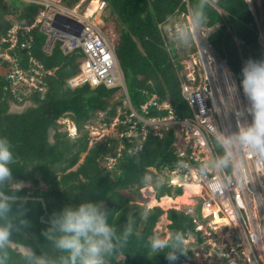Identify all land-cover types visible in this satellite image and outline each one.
<instances>
[{
    "label": "trees",
    "instance_id": "1",
    "mask_svg": "<svg viewBox=\"0 0 264 264\" xmlns=\"http://www.w3.org/2000/svg\"><path fill=\"white\" fill-rule=\"evenodd\" d=\"M79 1L64 0L68 6H74ZM107 1L110 17L105 18H113L120 25L115 47L134 108L141 112V106L157 95L160 101L168 100L171 103L178 118L192 117L190 106L182 94V83L186 76L184 61L190 58V52L197 51V47L195 45L189 51L190 54L183 52L185 48L175 45L165 29L174 16L187 14V1ZM188 1L193 9L197 0ZM255 7L256 11L248 0H208V19L201 26L211 30L208 40L221 58L226 60L239 86L245 62L249 59H264L258 24L259 9ZM41 9L42 6L23 0H0V39L15 23H32ZM35 34L33 55L47 69L55 70L53 75L46 76L48 92L43 98L36 92L29 98L32 104L24 111H11L14 103L23 105L24 102L6 90L9 80L2 69L5 65L0 63V136H7L14 145L17 155V164L13 169L15 179L31 183L20 193L21 196L31 197L25 207L28 209L27 218L32 222L30 232L36 239L29 243L34 247L45 243L41 233L48 226V219L53 212L61 210L66 204H79L91 198L102 200L105 209L110 212V223L118 230L127 217L136 220L134 237L125 248L109 257L107 264H169L165 253L155 255L147 246L164 213L171 221L170 236L182 231L185 237L193 235L196 238L195 242L186 246V253L180 254L175 262L185 264L201 248L202 239L196 231L197 220L202 219L201 206L193 214L188 209L172 207L165 211L155 205L149 209L150 215L144 218L142 213L147 207L131 203L136 199L148 202V198L141 193L147 186L141 182L146 172L159 177L165 168H173L185 160L176 153V131L171 129L163 136H157L153 130H149L141 143V136L134 137L133 141L120 136L128 126L118 123L119 136L97 140L90 145V133L84 128L93 115L105 112L108 124L118 115L122 120L128 117L130 107L126 91L122 86L108 88L104 84L97 87L85 84L72 88L69 79L81 71L84 57L82 50L64 53L61 41H56L54 48L48 50V34L40 28ZM119 109L123 111L121 114ZM165 113L151 107L149 115L162 116ZM67 114L73 116L82 132L75 139L66 125L58 121ZM52 129L55 133L51 140ZM122 143L124 147L119 149ZM212 145L217 156L220 155L223 149L215 139H212ZM83 153L84 161L79 164ZM110 156L116 159L112 168L103 164ZM153 186L157 201L164 196L175 197L184 192L182 187L169 182ZM36 197L45 199L47 214L43 201ZM43 216L47 222L42 220ZM161 236L166 237L167 234ZM9 264L23 262L12 252Z\"/></svg>",
    "mask_w": 264,
    "mask_h": 264
},
{
    "label": "built area",
    "instance_id": "2",
    "mask_svg": "<svg viewBox=\"0 0 264 264\" xmlns=\"http://www.w3.org/2000/svg\"><path fill=\"white\" fill-rule=\"evenodd\" d=\"M24 1L40 5L42 9L32 23H15L0 39V59L9 80L6 90L24 104L32 102L29 98L36 92L42 98L48 92L46 76L54 72L47 69L32 51L38 28L48 34V50L54 48L56 41L62 42L64 53L82 50L81 71L69 79V85L72 88L85 84L92 87L104 84L108 88L122 86L127 94L130 114L121 121L128 128L120 136L130 141L141 136L143 141L149 130L163 136L166 131L176 128V153L185 159L188 167L178 164L172 171L171 182L181 186L189 180H196L200 187L193 197L197 198L196 206L201 205L202 219L197 221L196 227L202 239L196 257L201 259L194 261L197 264H264V156L236 146L231 170L210 168L204 176L199 173L202 164L217 157L212 145V139H215L213 126L231 134L238 131L239 123L250 120L242 114L248 101L226 60L223 59L225 63L222 64L220 59L217 64L221 69L223 66L227 68V73L221 70L223 77L229 78L222 80V83H227L225 88L216 83L220 82L222 75L215 77L206 66V77L200 75L203 84L196 85L194 65L190 70L185 67L190 82L184 81L182 89L193 110L192 118H177L171 105H161L157 95L143 106V111L148 113L150 105H153L168 110V113L163 117H147L133 107L115 44L108 31H104L102 15L107 16V0H80L74 6L66 5L64 0ZM52 36L54 41L49 46ZM231 86L237 88L235 93H230ZM214 88L221 92L218 100L214 96ZM225 177L229 179L225 180ZM191 262L189 260L186 264Z\"/></svg>",
    "mask_w": 264,
    "mask_h": 264
},
{
    "label": "clouds",
    "instance_id": "3",
    "mask_svg": "<svg viewBox=\"0 0 264 264\" xmlns=\"http://www.w3.org/2000/svg\"><path fill=\"white\" fill-rule=\"evenodd\" d=\"M186 1L189 11L187 14L184 13V15L187 17L191 16L190 24L169 21V23L174 25L170 39L180 48H188L191 46L194 38H196L193 29H199L208 19V0H197L193 9L190 7L189 1ZM248 1L252 5V0ZM209 46L213 51V56L218 60L217 63H219L220 59H222L221 56L214 50L211 44H209ZM184 63L187 65L188 60H185ZM1 65L3 64L1 63ZM2 69L5 71L4 68ZM51 70L55 73L54 69ZM196 77L197 81L195 84H203L198 74ZM184 81L190 82L187 73ZM239 88L240 90L242 88V94H244L248 101L242 114H246L250 117V120L246 123H239L238 131L231 134H225V132L213 126L215 141L223 151L210 163L206 162L199 167L201 176H204L210 168L215 171H223L232 168L235 163L234 148L236 146L247 148L250 151L264 156V59H249L245 62L242 68V79ZM229 89L230 93H235L237 91L235 86H231ZM220 94L221 92L219 89L214 88V96L217 100ZM149 101L141 106V112L138 110L136 111L147 117H155L149 115L150 108L155 107L158 111H166L164 115L159 117L167 115L168 110L159 109L158 106L153 105H150L149 112L145 113L143 111V106ZM157 101L161 105L164 103H169L171 105L168 100L160 101L159 97ZM31 104L32 102L26 105L14 103L12 107L15 106L17 109H20L26 106L29 107ZM190 109L193 117L191 106ZM119 110V114H121L122 110ZM98 114H101L102 120L106 122L105 112L100 111ZM114 120V126L118 125V123H122V119L119 115ZM66 129L69 131L70 135L75 138H77L78 134L81 132L77 122L74 125V130H71V128L69 129L67 126ZM171 129H174L177 133L176 128ZM75 130H77V133H75ZM16 164L17 155L14 151L12 141L7 136H0V264H9L10 254L12 252L16 253L23 264H107L108 258L117 250L125 248L134 237L136 231V220L134 217H127L126 222L123 223L118 230L110 223V212L105 209L102 200L86 198L79 204H66L61 210L53 212L48 219V226L41 233L45 243L36 244L34 247L32 243H29V241H35L36 238L30 232L32 222L26 215L28 211L25 207L26 197L20 195L26 185L23 181H17L14 177L13 169ZM180 165L184 168L188 167L187 163L184 161H181ZM176 166L177 165L173 168H165L171 172V175L167 177V182L173 186H179L171 182V177L173 176L172 171ZM224 179L228 180L229 178L225 177ZM165 180V177H157L147 172L141 177V182L145 185L156 184V186H159L160 183ZM180 187L185 189L184 185ZM195 207L197 208L198 206ZM196 208H194L195 212ZM167 210L165 209V211ZM142 215L144 218H147L150 215L149 209L145 208ZM195 241V236L188 235L185 237L182 231H176L172 233L170 237L153 234L148 239L147 246L155 255L165 253L169 264H175L180 254L186 253V246ZM19 242H23L22 247L14 248L13 245ZM37 248L39 251H37ZM197 251L188 259V261H192L191 264L196 263L193 257L196 256Z\"/></svg>",
    "mask_w": 264,
    "mask_h": 264
},
{
    "label": "rangeland",
    "instance_id": "4",
    "mask_svg": "<svg viewBox=\"0 0 264 264\" xmlns=\"http://www.w3.org/2000/svg\"><path fill=\"white\" fill-rule=\"evenodd\" d=\"M252 5H253V8H254V11H256V7H258L259 9V15H258V24H259V27H260V37H261V43L264 45V27H263V20H264V0H252ZM107 12V16L106 17H110V12L108 11V9L106 10ZM102 18L104 19V31L107 32L108 31V35L110 37V39L112 40L113 44H116V41H117V38H116V34L118 33L119 31V27L120 25H118L115 20L113 18H108L106 19L103 15H102ZM172 21L176 22V23H188L190 24L191 22V16H185L184 14L183 15H176L173 17ZM174 27L173 24L169 23L167 26H166V31H168V35L169 37H171V34H172V28ZM199 31L203 34L205 40L209 43V40H208V36L209 34L211 33V30L210 29H207V28H199V29H193V31ZM196 34V33H195ZM210 44V43H209ZM197 46V50L195 53H192L189 51H191L193 49L194 46ZM199 44H198V41H197V38H194V42H192L191 46L188 47V48H185V50H182L183 52H186V53H189L191 56H190V59L188 57V65H186L187 68H190L195 67V69L197 70V74L200 76H203L204 78L206 77L205 73H204V68L205 66L207 67V69L209 71H211L212 75H214L215 77L219 78V75L221 74L222 76L220 77V82H216L217 85L219 87L223 86L224 88L226 87L227 83L224 82L222 83V80L225 79L223 76L224 74H222V72L220 71L219 69V66L217 65V58H215V56H213L214 59H211L209 58V62L207 61L206 63L204 62V53L202 54L201 51L199 50ZM206 55V54H205ZM208 56V54H207ZM203 59V60H202ZM221 63L224 64L225 61L223 59H221ZM211 68L209 69L208 68ZM2 68V67H1ZM229 79V78H228ZM228 79H225V81H227ZM222 88V87H221ZM27 104V102L25 103V105ZM229 104H230V101H229ZM227 108L228 109H232L230 107V105H227ZM123 112V111H122ZM119 113H120V110H119ZM101 114H97V115H93L91 120L85 125V128L84 130L85 131H89L90 133V136H91V141H90V145L93 144V141H97V140H105L107 137H117L119 136V132H118V126H114V122L111 123L110 125H108L106 122H104L102 120V116H100ZM104 117V116H103ZM59 123L61 124H65L69 129L71 128V130H74V125L76 124V121L75 119L73 118L72 115L70 114H67L63 117H61L59 120ZM115 121V120H113ZM83 130V131H84ZM82 132H80L78 134V137L81 136ZM53 139V138H52ZM73 139H75V137H73ZM93 140V141H92ZM123 143L120 144L119 146V149L123 148ZM84 157H85V153L82 154V157H81V160L79 162V164H81L83 161H84ZM115 161L116 159L115 158H112L111 156L108 157L107 159H105L103 161V164L105 166H108L109 168H112L115 164ZM78 164V165H79ZM77 166H75L73 169H76ZM157 173H159V171L156 170ZM161 174H159V177H165L166 180L164 182H167L168 179L167 177L169 175H171V172L168 171V169H165L163 172H160ZM190 182H193L194 181H189ZM25 183V182H24ZM189 183L186 184V189H184V195L183 196H177V197H163L162 200H160V204L159 206H161L163 208V210H167V209H170L172 207H175V208H181V209H188L189 211H191V213H196L194 208H196V203H197V198H194V194L196 193H193L192 196L190 197L189 196V192L191 190V188H189ZM25 185H28L30 186L31 183H28ZM153 185H147L145 188H143L141 190V193L144 197L148 198V202H145L144 200H139V199H136V200H132L131 203L132 204H136V205H139V206H146L147 209H151L152 207L155 206L156 204V196H155V192H154V186L152 187ZM179 197V198H178ZM185 199V200H184ZM194 203V204H193ZM191 204V205H190ZM169 224H170V221L169 219L167 218V214L164 213L159 222L157 223L154 231H155V234H159V235H162L163 233H166L167 236L166 237H170V231H169ZM193 259L197 260V261H200V257H196L194 256Z\"/></svg>",
    "mask_w": 264,
    "mask_h": 264
},
{
    "label": "bare ground",
    "instance_id": "5",
    "mask_svg": "<svg viewBox=\"0 0 264 264\" xmlns=\"http://www.w3.org/2000/svg\"><path fill=\"white\" fill-rule=\"evenodd\" d=\"M200 31V30H199ZM198 30L197 31H195V33H196V38H197V41H198V44H199V48H200V51H201V53L203 54L204 53V62L206 63L208 60H209V58H211V59H214L213 58V51H212V49L210 48V46H209V44H208V42L205 40V38H204V36H203V34L201 33V32H199ZM206 54V55H205ZM207 54H208V56H207ZM202 59V60H203ZM209 62V61H208ZM219 69H220V71L221 70H223L224 71V73H227V68L225 67V66H223L222 67V69H221V67H219ZM189 181H191V180H189ZM189 181L188 182H186L185 184H183L184 185V188L186 189V184L187 183H189ZM196 181V180H195ZM194 181V183L193 182H190L189 183V188H191V190H190V192H189V196L191 197L192 196V194L193 193H195V192H198L199 191V189H200V187H199V185L196 183ZM185 191V190H184ZM183 195H184V193H183ZM183 195H181V196H183ZM180 196V197H181ZM165 197V196H164ZM163 198V197H162ZM162 198L160 199V200H162ZM179 198V197H178ZM160 200L159 201H157V199H156V204L155 205H161L160 204ZM185 200V199H184Z\"/></svg>",
    "mask_w": 264,
    "mask_h": 264
},
{
    "label": "water",
    "instance_id": "6",
    "mask_svg": "<svg viewBox=\"0 0 264 264\" xmlns=\"http://www.w3.org/2000/svg\"><path fill=\"white\" fill-rule=\"evenodd\" d=\"M53 41H54V36H52V37L50 38V40H49V46L52 45ZM27 107H28V106L23 107V108H20V109H17L15 106H13V107L11 108V111H14V112H17V111H18V112H20V111H24V109L27 108ZM54 133H55V130L52 129V130H51V140H52V137H53ZM36 198L39 199V200H41V201H43V204H44V206H45V210H46V214H47L48 211H47V204H46V202H45V199H44L43 197H36ZM29 199H31V197L27 196V197H26V201H28ZM42 220H43L44 222H47V220L44 218V216H43ZM16 245H17V244H14L13 246L16 247ZM20 247H22V246H20Z\"/></svg>",
    "mask_w": 264,
    "mask_h": 264
},
{
    "label": "flooded vegetation",
    "instance_id": "7",
    "mask_svg": "<svg viewBox=\"0 0 264 264\" xmlns=\"http://www.w3.org/2000/svg\"><path fill=\"white\" fill-rule=\"evenodd\" d=\"M20 246H22V244L17 243L16 247L15 246H13V247L14 248H20Z\"/></svg>",
    "mask_w": 264,
    "mask_h": 264
},
{
    "label": "crops",
    "instance_id": "8",
    "mask_svg": "<svg viewBox=\"0 0 264 264\" xmlns=\"http://www.w3.org/2000/svg\"><path fill=\"white\" fill-rule=\"evenodd\" d=\"M141 141V140H140ZM141 143H142V141H141Z\"/></svg>",
    "mask_w": 264,
    "mask_h": 264
}]
</instances>
